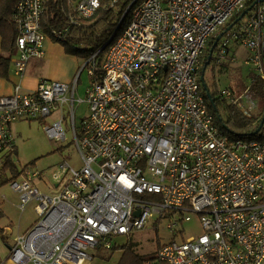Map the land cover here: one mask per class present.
I'll return each instance as SVG.
<instances>
[{"label":"built area","instance_id":"built-area-1","mask_svg":"<svg viewBox=\"0 0 264 264\" xmlns=\"http://www.w3.org/2000/svg\"><path fill=\"white\" fill-rule=\"evenodd\" d=\"M47 2L17 4L20 77L32 58L44 56ZM68 5V23L52 28L53 38L67 41L72 27L87 24L100 9L112 14L113 31L84 56L72 82L44 79L32 92L17 83L0 96V177L16 151L13 124L43 122L58 110L44 130L51 139L67 140L65 105L82 165L58 164L53 178L66 182L55 194L34 183L40 171L9 182L22 210L36 203L37 219L0 264H86L93 250L119 247L117 238L144 231L154 217L177 232L190 219L187 212L200 214L202 233L160 245L145 264H264V139L233 138L216 123L199 73L206 42L223 32L212 55L215 65L235 61L234 46L241 43L264 89V0H68ZM250 6L228 28L232 16ZM85 69L91 83L79 102L89 104V113L78 129L75 94ZM219 95L237 105L242 97L228 88ZM247 107L241 109L252 116Z\"/></svg>","mask_w":264,"mask_h":264},{"label":"rangeland","instance_id":"rangeland-1","mask_svg":"<svg viewBox=\"0 0 264 264\" xmlns=\"http://www.w3.org/2000/svg\"><path fill=\"white\" fill-rule=\"evenodd\" d=\"M238 44L234 46V55H236L237 58L236 61L229 62L227 64V67L223 70L220 69L221 67L219 66L215 65L214 67L213 64H210L205 72L204 80L206 85H208L212 91H221L225 88H228L234 93V97L238 96L239 94H242V97L239 99L240 103L236 105L239 108H248L247 106L252 107L250 111L251 115L257 118L264 111L263 94L255 93L251 89V84L254 79L257 80L262 86V81L257 78V74L254 71L252 65L246 63V60L251 54L249 49L241 45V43L239 45ZM76 55L78 56L80 64L82 62V54L77 52ZM81 74L82 75H80L77 92L75 94L76 118L74 122L76 123L78 129L80 127V124L82 123V120L88 115L87 113H89V104L86 101L79 102V99H85L86 89L91 83V75L88 69L82 71ZM262 90L264 91L263 86ZM218 108L221 114L226 117V111L223 105L219 104ZM64 109V115L66 117L64 122V128H66L67 140H51V138H49L47 133L45 132V128H43L44 126L39 120L31 121L37 124L38 130L44 134V137L41 133L35 132V130L34 133H32L33 141L30 140L28 142L29 147H32L34 143H36L41 148H45L47 142H49V151L48 153L46 152L40 158H37L36 161L34 160L35 162L30 163L27 169H36L44 172V178L42 180H37L36 184L42 191H45L47 193L50 192L52 188H55L53 172L57 171V164L66 160L71 165L77 168L82 165L80 154L74 142V135L72 129V114L71 112L68 113V105H65ZM47 122L49 123V121L45 120L44 124H48ZM253 131H255V129L250 128L244 131V133H251ZM258 133L257 135L252 136V138L264 139V126ZM233 138H236V136H233ZM238 138L252 139L245 138V136ZM20 156V154L12 156V160L17 161L19 167L21 165L18 161ZM2 186H6V191L4 194L6 196V200H4L2 204H0V210L4 208L5 213L4 216L1 217L0 221L3 225H7L11 228L10 230L13 233L12 238H14L17 234L18 229L24 231L36 220V203L32 202L27 205L24 210H22V208L19 207L17 199L15 198L16 196H14L15 191L11 188L10 184L7 183ZM2 192L3 191H0L1 199ZM186 215H190V219L186 221H181L176 228L177 232H172L167 227L166 219L159 220V218L154 217L150 219V221L147 223V227L146 229H144V231L136 232L127 239L125 237H119L117 238V243L129 244L144 257L151 258L156 254V250L159 248L160 245L170 242L172 239L183 241V239L186 237H190L193 235L197 236L202 233L203 227L200 221V214L194 212H187ZM92 253L94 254L93 258L88 260L86 264H117V262L119 261L118 259H120L122 255V250L113 251L108 249L97 248L93 250Z\"/></svg>","mask_w":264,"mask_h":264},{"label":"trees","instance_id":"trees-1","mask_svg":"<svg viewBox=\"0 0 264 264\" xmlns=\"http://www.w3.org/2000/svg\"><path fill=\"white\" fill-rule=\"evenodd\" d=\"M19 0H0V35L2 36V49L8 54H0V75L7 76L10 65V53L15 49V43L18 36L17 26L14 21V15L16 7ZM248 5H251L253 1H248ZM70 8L68 5V0H48L46 11L43 15L42 25L43 30L46 34H51L52 28H60L65 26L69 20ZM241 12L236 13L232 16L228 25L233 23ZM87 24H83L82 27H72L69 33V38L64 43L67 45L68 51H75L81 53L83 56L88 55L91 51L96 50L98 47L102 46L110 37V33L113 31L112 24V14L99 10L93 19H87ZM85 22V21H84ZM226 29V27H223ZM216 36H212L208 39L206 48L201 56L200 64V77L205 76V72L210 64L214 63V56H212L208 65L206 61L208 60L209 51L212 47ZM85 43L88 46L86 51L78 48L80 43ZM227 65L221 66L220 69L226 68ZM213 102L210 101L209 97L206 95L208 106L213 113L216 123L232 137H244L252 138V135L244 133L247 129H256L258 123H256L259 117L248 116L244 111L239 108L236 104L229 102L228 100L222 98L219 95L218 90L212 91L207 85ZM251 89L255 93L263 94L264 101V91L262 90L261 84L254 80L251 84ZM219 104L223 105L226 111V117H224L220 110ZM260 116H264V111ZM246 129V130H245ZM8 181V180H5ZM160 247V246H159ZM114 250H122V255L117 262V264H145L146 257L137 252L129 244H120Z\"/></svg>","mask_w":264,"mask_h":264},{"label":"crops","instance_id":"crops-1","mask_svg":"<svg viewBox=\"0 0 264 264\" xmlns=\"http://www.w3.org/2000/svg\"><path fill=\"white\" fill-rule=\"evenodd\" d=\"M2 39L3 38L0 35V54H8L2 49ZM43 50L45 51L44 56L41 58H32L31 61H29L25 74L22 77H20L15 73V60L17 59L18 56L17 47L15 45L14 51L9 54L10 65H9L8 74L7 76L0 75V96L12 93L14 90V86L17 83L21 84L22 89L24 91L32 92L35 91L39 82L44 79L61 80L64 82H72L74 80L76 76L75 74H77L78 70L83 64V60H84L83 55L81 58L82 62L79 64L78 56L76 55L77 52H75L74 50L68 51L67 45L64 42L62 43L60 40L53 38L50 34L46 35ZM58 113H59L58 110L54 111L52 115L47 117L45 120L49 121V123H52L55 119H57ZM31 121L32 120H19L13 124L12 131L16 144V151L15 153L8 156L7 159L8 161L5 170L2 176L0 177V191H3L2 199L0 197V204H2L4 200H6V196L4 195L6 191L5 190L6 186H2V185L7 183L10 184L9 182L12 179H21L22 177L26 176L29 171H39L36 169L30 170L27 169V167L30 165V163L35 162L37 158H40L46 152L48 153L49 151V142H47L45 148H41L36 143H34L32 147H29L28 142L33 139L32 133H34L35 130H36L35 132L41 133L44 137V134L38 130L37 124ZM44 121L43 122L41 121L42 125H44ZM16 154L21 155L20 158L18 159L19 163L21 164L20 167L17 161L12 160V156ZM44 175H45L44 172L40 171V175L33 179L34 183L36 184L37 180H42L44 178L43 177ZM65 182H66V178L62 179V181L55 180V184H54L55 188H52L50 191L51 193L50 192L48 193L50 194L58 193L63 188ZM14 193H15L14 196H16L15 198L17 199L19 204L20 195L17 194L16 191ZM4 214L5 213L3 208L0 210V220L1 217L4 216ZM32 225L33 224H31L24 231L18 229L15 237L12 238L13 233L10 230L11 228L7 225H3L0 221V261L5 260L9 257L11 250L15 245V238L19 234L25 233Z\"/></svg>","mask_w":264,"mask_h":264},{"label":"water","instance_id":"water-1","mask_svg":"<svg viewBox=\"0 0 264 264\" xmlns=\"http://www.w3.org/2000/svg\"><path fill=\"white\" fill-rule=\"evenodd\" d=\"M250 8H251V6L248 7L247 9H245L241 14H239V17L235 20V22L239 21V19H242V18L245 16V14L249 11ZM232 25H233V24H231L228 28H230ZM228 28H227V29H228ZM222 35H223V32H221V33L217 36V38H216V40L214 41L212 47L210 48L209 56H208V60L206 61V65L209 64V62H210V60H211V58H212V55H213L214 49H215V47H216L218 41H219L220 38L222 37ZM201 79H202V82L204 83V87H205V89H206L207 96L209 97L210 101L213 102L212 95H211V93H210V91H209V89H208V87H207V85H206V83H205L204 75H202ZM263 126H264V116L262 117V119H261L259 125L257 126V128L255 129V131H253V132H251V133H248V135H252V136L257 135V132H259V131L262 129Z\"/></svg>","mask_w":264,"mask_h":264}]
</instances>
